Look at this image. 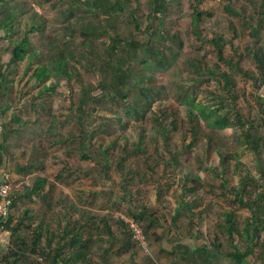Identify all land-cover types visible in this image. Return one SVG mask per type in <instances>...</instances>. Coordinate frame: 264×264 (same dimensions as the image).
Segmentation results:
<instances>
[{
    "label": "rangeland",
    "instance_id": "rangeland-1",
    "mask_svg": "<svg viewBox=\"0 0 264 264\" xmlns=\"http://www.w3.org/2000/svg\"><path fill=\"white\" fill-rule=\"evenodd\" d=\"M199 1L204 19L200 27L202 36L207 39L222 36L229 40L224 48L227 59L237 62L243 72L259 76L252 52L257 39L259 45H264V0H240L242 7L238 17L226 10L227 0ZM150 2L129 0L127 12L117 13L110 19L98 12L93 16L84 14L79 8H75V16H72L68 13L71 0H18V3H12V6L19 5L27 11L18 29L27 30V26L43 24L34 40L45 52L46 60L64 45L68 37L74 38L70 46L76 54L72 60L74 78L61 80L55 92L40 94L41 86L35 87L34 77L38 62L34 69L28 70V62L12 61L14 44L4 38V32H0V72L11 81L0 84V111L5 109L0 122L7 129L17 127L16 116L30 122L26 128L29 137L13 138L6 144L12 156L0 168V179L2 171L6 170L10 172L14 186H29L35 183L37 175L24 176L16 168L40 159L46 168L38 175L48 177L55 185L48 205L44 200L35 198L33 202L20 206L14 218H21L28 210L36 219L26 224L35 227L43 217L51 222L55 216L69 215L65 207L74 201L84 209L82 214H72L76 220L88 223L91 216L99 214L104 218L111 215V225L120 238H123V231L119 218L132 222L129 212L140 208L139 201L152 209L159 219L148 235L138 226L144 239L137 240L136 248L126 255H117L120 243L110 248V244L102 242L108 241V237H96L98 243L90 255L93 264H179L181 258L176 249L177 240L188 228L193 233H202L204 238H199L195 242L197 245L210 243L214 230L224 247L231 250L229 233H223L217 227L226 223L223 213L234 211L237 231L233 235V243L241 246L245 244L243 235L246 226L253 225L250 222L253 211L262 212L264 216V210L259 212L260 199L257 196H264V85L258 88L243 72L230 70L226 63L220 62L212 44L197 39L192 28L195 0H163L167 9L161 23L149 18ZM31 9L39 12L38 20H33ZM260 20L262 26H259ZM91 28L125 39L129 46L120 50L118 57L104 60L97 53L83 49L85 34L93 31ZM254 30L259 31L257 39L252 36ZM159 31L163 39L157 38ZM93 40L101 48L102 42L108 41L106 36ZM145 48L151 50L149 54L144 53ZM145 58L149 60V66L144 68L141 61ZM118 59L123 60L120 68L125 83L118 80L115 86H111L115 81ZM155 64H159L158 69L154 68ZM127 67H130L129 72ZM199 70L203 73L200 74ZM209 70L215 75L212 76ZM221 71L235 74V102L231 101L232 95L226 92L224 82L220 80ZM55 81L54 78L48 80V84ZM132 84H135L133 89ZM109 86L117 99L107 96L97 106L92 102L86 105L85 112L79 110L85 95L87 99L89 92L98 96ZM139 89H143L148 96L140 95ZM126 93L127 102L122 99ZM186 95L195 98L196 102L218 108V112L230 120L231 127L217 130L205 127L201 121L192 122L187 115L186 104H182ZM146 101L150 103L149 108L142 109L140 115L134 113L131 117L127 116L130 105L137 107ZM55 115L60 120L59 136L49 131ZM104 122L112 123L114 128L113 135L106 133L107 141H118L111 148L113 155L107 169L101 160L98 164L97 161L83 159L73 148L76 139L71 134L80 133L84 128L86 133L93 132ZM194 129L197 130L195 137L191 132ZM142 134L144 141L140 148L137 145ZM63 136L64 139L69 137V140L56 144ZM2 142L3 136H0ZM99 142L100 138H96L95 143ZM75 145L79 146V143ZM126 146L129 150L138 149L140 153L125 157L123 148ZM85 153L89 150L86 149ZM230 154L238 155L244 166L236 167L233 158H229L224 165L221 158ZM173 156H176L177 162L172 161ZM60 174L71 176L59 180ZM195 176L200 177L197 191L185 198L191 202L196 199L198 207L193 211L202 214L192 220L181 217L174 224L173 217L184 192L182 187L184 183L193 187ZM243 180H247V190L251 194H244L242 199L253 204V211L244 207L236 193L232 192L233 187L243 186ZM127 181L131 183L127 184ZM127 187L131 189L132 196L126 198ZM249 233H254V226L249 228ZM156 234L161 240L155 238ZM263 239L264 228L261 241ZM185 242L193 246L192 240ZM173 250L175 255H171ZM212 255L217 264H235L214 251ZM36 259L34 257L24 264H32Z\"/></svg>",
    "mask_w": 264,
    "mask_h": 264
},
{
    "label": "trees",
    "instance_id": "trees-1",
    "mask_svg": "<svg viewBox=\"0 0 264 264\" xmlns=\"http://www.w3.org/2000/svg\"><path fill=\"white\" fill-rule=\"evenodd\" d=\"M128 2L129 0H71V7L69 8L68 13L75 16V13L73 12L75 8H79V11L84 14L87 13L93 16L98 12L99 15L101 14L107 19H110L117 13L124 14L127 12ZM227 2L228 4L226 5V10L236 17L240 16L241 14L239 13V9L242 7L241 1L227 0ZM12 3H18V0H0V32H4V38L8 39L9 43L14 44L12 61H17L18 63L28 62V70L34 69L38 62V66L34 69V77L36 79L35 87L38 85L41 86L40 94L55 92L61 80L65 78L71 80L74 78V73L72 71L74 66L72 65V60L76 58V54L70 49L71 42H73L74 38L68 37L64 45L59 46L50 56V61L46 60L45 52H43L41 46H38L34 40V37L41 31L43 24L41 23L39 26H27V30L18 29L22 20L26 17L27 11L19 5L16 7L12 6ZM200 3L201 1L195 0V5L192 6V28L194 34L197 36V39L212 44L217 51L220 62L226 63L230 70L243 72L237 62L227 59L225 56L224 48L226 44H228L229 40L224 39L222 36H217L214 39H207L202 36L200 27L204 19L202 12L199 10ZM166 9L167 7L163 0H151L149 5V18L158 20L159 23L163 22ZM31 10L33 13V20H38L40 17L39 12L33 9ZM156 14H158V17H156ZM262 25V20H260L259 26ZM91 29L93 31H89L85 34V39L82 42L83 49L92 53H97L99 57L104 60L118 57L119 51L124 50L129 46V42L125 39L111 36L104 30H96L95 28ZM135 29H139L138 25L135 26ZM253 33L254 34L252 36L254 39H257L255 37L259 36V31L254 30ZM98 36H106L108 39V41L102 42V48L98 47L93 40ZM157 38L163 39L160 31ZM179 47H181V43L179 44ZM150 51L151 50L149 48L144 49V53L146 54H149ZM252 56L257 64L259 76L250 75L246 72L243 73L246 78L253 80L258 88H261L264 85V45H259L258 39L256 42V48L252 52ZM122 61V59H118L116 62L115 67L117 68V73L115 81L111 84V86H115L118 80L119 82L125 81V78L121 75L124 74L120 68ZM141 63L144 65V68L149 66V60L147 58L143 59ZM154 68L158 69L159 64H155ZM129 69L130 67H127L126 71L129 72ZM209 72L212 76L215 75L214 71L209 70ZM199 73L202 74L203 71L199 70ZM219 76L220 80L224 82L227 90L226 92L232 95L230 96L231 101L235 102L237 99V95H235L236 93H233L235 87V74L230 71H221ZM53 78L56 81L53 84H48V80ZM2 81H5V84L11 82L8 79H5V74L0 72V84ZM134 87L135 84H132V89ZM139 93L144 97L148 96L145 95L143 89H139ZM107 96L112 99H117L113 96L112 88H110V86L106 87L105 91L98 96H93L92 93L89 92L88 99L85 95L81 100L79 110L81 112H85L84 108L87 104L90 105L93 102V104L97 106L98 103H100ZM127 97V93L122 95V99L125 100V102H127ZM262 99L264 98L262 97ZM135 101H140V99H135ZM182 104H186L187 115L192 122L199 123V121H201L204 123L205 127L217 130H228L232 125L228 118L218 112V108L215 109L214 107H210L201 101L196 102L195 98H190L188 95L184 97ZM7 106L8 105H6V107ZM149 107L150 103L148 101L141 103L137 107L130 105L127 110V116L131 117L134 113L136 115H140V111L142 109L145 110ZM35 111L37 114L39 113L38 110L35 109ZM4 113L5 109L0 111V119ZM154 119L156 120L157 117L154 116ZM119 120L121 123L123 122V118ZM14 121L18 123L17 127H9V129H7L6 125L0 122V136H3V142L0 143V168L5 165L7 158L12 156V154L7 151L6 146L10 139H22L24 138V135L28 136L26 128L29 127L30 122L22 120L19 116H16ZM52 122L53 124L50 126L49 131H51L53 135L59 136L61 132L59 129L60 120L57 119L56 115L54 116V120ZM106 122L100 124L98 129L93 130V132L90 130L86 133L84 128L80 133L71 134L73 135V138L76 139L75 144L79 143V146L74 144L73 148L79 151L83 159L97 161L98 164H100L99 161L101 160V164L104 163L105 168L107 169L109 168L111 156L113 155L111 148L114 145H117L118 141H107L108 137L106 136V133L113 135L114 128L112 123ZM166 128L167 127L165 126V129ZM191 132L195 137L197 130L194 129ZM96 138H100L99 143H95ZM164 138L165 140L167 139L166 135ZM65 140H69V137L64 139L63 136L61 140H58L55 143H66ZM143 141L144 135L142 134L137 146L141 148ZM191 145L192 142L187 147L190 148ZM127 146L123 148L125 157L140 153L138 149L129 150ZM86 149L89 150V153H85ZM175 157L176 156L172 157V161L177 162V158ZM229 158L236 160V167L244 166L243 163L239 161L238 155L231 154L225 155L221 158L224 165ZM43 162L44 161L40 159H35L24 166L18 165L16 168L17 172L24 176L37 175V177L35 183H32L29 186L22 185L17 188V186L12 184L14 191L11 196L9 218L8 220L0 223V230L3 229L9 232L7 244L0 247V264H24L34 257L37 259L32 264H93L90 259V255L93 253L94 247L98 243L96 237H102L103 235L108 237L109 240L102 242L110 244V248H113L118 243L121 244V249L117 252L118 256L126 255L131 250L136 248L138 242L133 241V229L129 222H126L123 218H119V224L121 225L123 231V238L117 237L111 225V215V217L107 215L104 218L99 214L94 217L91 216V219L88 222L89 224L76 220L72 214H82L81 212L84 211V209L74 201L72 203L70 202V205L65 207V210L69 211V215L62 214V216H55L51 222H48L43 217L41 218L42 221L35 227H30L26 224L27 222H31L36 219V217L29 214L28 210L23 213L21 218L15 219V213L20 211V206L25 205L26 202H33L35 198L44 200V202L48 205V201L51 198L50 193L55 185L51 183L48 177L38 175L40 170H44L46 168V165ZM37 163H40V165ZM70 176V174H60L59 180L69 179ZM199 181L200 177L195 176L192 179V182L194 183L193 187L187 186L184 183V186L182 187L184 190L183 195L181 196L182 201L177 205V210L173 217L174 224H176L181 217L184 216L189 220H192L194 217L198 218L201 216L202 213L200 211H193V208L198 207L197 200L195 199L191 202L185 198L188 194H193L197 191L198 187L196 184H199ZM225 182H227V180ZM129 183L131 182L127 181V184ZM247 184V180H243V186L240 188L236 186L233 187L232 192L236 193L237 199L244 207L253 211V204L249 201L245 202V200L242 199L244 194H251V191L248 192L247 190ZM125 191L127 192L126 198L127 196H132L130 188L127 187ZM257 196L260 199L259 212H261V210H264V196L259 194H257ZM139 204L140 208L130 210L129 216L133 219L132 221L137 226L144 229L143 232L148 235L149 231L159 222V219L156 217L152 209H150L146 204H143L142 201H139ZM49 208H53V206L49 205ZM261 214H258L257 211H253V219H250V222H253L252 226H254V233L252 235L249 233V228L252 227L250 225L252 223L249 222L250 224L246 226L245 233L243 235L245 244L244 246H241L233 243V235L237 231V220L234 211H225L223 213L226 223L219 224L217 227L223 233H229L232 247L231 250L224 247L218 234L214 230H212V232H207H211L212 241L210 243L207 244L204 242L201 245H197L195 242H198L201 237L204 238L202 233L197 231L193 233L189 228L186 229L187 231L183 237L177 240L178 243L176 249L180 253L181 258L179 264L187 262L191 264H217L213 260L212 251L219 256L231 259L235 264H264V241H261L262 229L264 228V216ZM256 215L259 217L257 218ZM146 221H148V223L144 225ZM101 224L103 225V228ZM199 235L202 236L199 237ZM208 237H210V234ZM155 238L157 240H161V237L158 234L155 235ZM187 239L192 240L193 246L185 242ZM109 250H106L107 254H109ZM175 253L176 251L173 250L171 255H175Z\"/></svg>",
    "mask_w": 264,
    "mask_h": 264
},
{
    "label": "built area",
    "instance_id": "built-area-1",
    "mask_svg": "<svg viewBox=\"0 0 264 264\" xmlns=\"http://www.w3.org/2000/svg\"><path fill=\"white\" fill-rule=\"evenodd\" d=\"M1 131V126H0ZM13 182L11 178V174L8 171H2V176L0 179V223L8 220L10 207H11V196L14 191ZM133 229L134 240L144 239L143 233L141 229L136 226V224L132 221L129 222ZM9 237V232L1 229L0 230V247L5 246L7 244Z\"/></svg>",
    "mask_w": 264,
    "mask_h": 264
},
{
    "label": "bare ground",
    "instance_id": "bare-ground-1",
    "mask_svg": "<svg viewBox=\"0 0 264 264\" xmlns=\"http://www.w3.org/2000/svg\"><path fill=\"white\" fill-rule=\"evenodd\" d=\"M154 109V108H153ZM34 111V110H33ZM161 113V112H160ZM103 119V118H102ZM98 131V130H97ZM99 135V134H98ZM39 138V137H38ZM37 140V139H36ZM38 143V142H37ZM113 146V145H112ZM116 148V147H115ZM59 149V148H58ZM103 150V149H102ZM150 150V149H149ZM155 153V152H154ZM40 156V155H39ZM106 158V157H105ZM25 159V158H24ZM6 160V159H5ZM126 161V160H125ZM90 162V161H89ZM123 163V162H122ZM120 165V164H119ZM120 167V166H119ZM119 167H117V168H119ZM120 169V168H119ZM108 174V173H107ZM209 184V183H208ZM206 185V184H205ZM161 186V185H160ZM142 187V186H141ZM222 187V186H221ZM157 189V188H156ZM194 194V193H193ZM147 195V194H146ZM67 198V197H66ZM199 198V197H198ZM203 198V197H202ZM190 200V199H189ZM209 200V199H208ZM60 204V203H59ZM207 204V203H206ZM65 205V204H64ZM57 206V205H56ZM224 215H227V214H224ZM228 216H230V215H228ZM83 218V217H82ZM226 218H227V216H226ZM253 219V218H252ZM226 220V219H225ZM228 220V219H227ZM19 222V221H18ZM228 222V221H227ZM211 224V223H210ZM215 224V223H214ZM225 226V225H224ZM216 227V226H215ZM54 229V228H53ZM260 230V229H259ZM121 233V232H120ZM12 234V233H11ZM264 241V240H263ZM257 244V243H256ZM255 244V245H256ZM57 246V245H56ZM263 247V246H262ZM229 249V248H228ZM241 250V249H240ZM170 251V250H169ZM233 252V251H232ZM247 252V251H246ZM196 253V252H195ZM198 253V252H197ZM230 253H231V251H230ZM253 253V252H252ZM195 257V256H194ZM254 258H256V257H254ZM198 259H199V257H198Z\"/></svg>",
    "mask_w": 264,
    "mask_h": 264
}]
</instances>
